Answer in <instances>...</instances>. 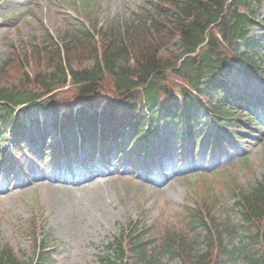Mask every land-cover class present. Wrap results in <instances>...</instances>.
Instances as JSON below:
<instances>
[{
  "label": "rangeland",
  "instance_id": "1",
  "mask_svg": "<svg viewBox=\"0 0 264 264\" xmlns=\"http://www.w3.org/2000/svg\"><path fill=\"white\" fill-rule=\"evenodd\" d=\"M78 1L83 0H0V63L7 57L12 44L20 50L35 51L44 41L58 42L64 31L76 30L82 22L86 25L96 22L97 26L106 27L113 21H125L136 11L152 7L156 0H84L94 3V10L88 4L84 13L78 10ZM85 58H72L70 62L80 69ZM260 68L264 70V62L260 63ZM238 80L233 87L234 94L243 89L244 81ZM106 85L111 86V82ZM233 115L237 121L234 126L227 127L236 138L226 144L223 139L214 144L210 155L207 134L211 124L206 121V114L195 112L198 142L195 144L193 138H184L180 148L177 134L167 135V147L161 148L162 154L160 150L155 153L152 174L148 173L149 158L148 162L140 163L148 166L143 172L138 165L127 167L123 159L119 161L120 157L106 167L107 173L95 175L88 182L36 180L32 177L37 173H28L25 175L28 182L20 180L13 185L15 181L12 180L11 185H7L5 174H0V246L7 243L21 260L32 259L33 237L24 227L34 220L41 225L38 238L47 236L48 245L56 244L53 264H99V257L106 254V244L125 224L141 220L160 227L171 222L177 225L182 205L202 195L203 185H210L211 193L217 195L215 212H228L237 199L231 179L239 189L264 179V121L256 117L259 120L256 124L254 119L244 118L240 113ZM159 126L165 135L173 130L170 123ZM3 145L2 139L0 146ZM8 145L10 153L16 154L17 164L28 167L27 158L33 152L24 144V148L18 144ZM162 158H169L170 162H162ZM246 159L251 170L244 166ZM34 163L39 171L49 167L42 159ZM226 166H229L226 173L215 171ZM202 179L206 182L202 183ZM157 180L164 181L157 184ZM224 185L230 186L229 194ZM233 214L238 217L237 212Z\"/></svg>",
  "mask_w": 264,
  "mask_h": 264
},
{
  "label": "trees",
  "instance_id": "2",
  "mask_svg": "<svg viewBox=\"0 0 264 264\" xmlns=\"http://www.w3.org/2000/svg\"><path fill=\"white\" fill-rule=\"evenodd\" d=\"M249 1L161 0L140 17L126 23L122 27L123 32L102 31L99 55L94 46L78 48L76 43H65L64 61L73 85L69 90H62L60 95H49L46 101L54 109L60 100L65 101V106L73 103L103 104L100 115L105 131L116 117L119 118L118 127L121 122H129L134 129L141 130L149 121L156 122L162 113L181 116L186 107L194 103L193 95L190 101L184 96L198 90L201 83L214 85L210 78L214 70L230 54L237 55V44L231 38L243 30L241 25H245L251 10ZM250 14L254 17V11ZM85 37L92 40L93 35L85 33ZM175 37L179 45L177 50H171L169 45ZM199 45L194 56L179 61L182 54L195 51ZM50 52L46 65L53 68L51 80L42 79L36 88L39 71L36 61L34 80L27 76L20 59L6 69L5 81L16 83L11 84V90H0V99L7 101V105L0 106L1 123L6 121L5 113L11 109L9 106L38 101L55 89L57 85L54 83L59 79L61 85L66 82L67 72L61 56L56 48ZM39 57L42 56L37 54ZM89 57L92 58L90 66L77 70L71 67L72 58ZM26 59V66H31ZM18 73L26 75L25 79L31 85L17 83L20 82ZM176 79L182 82L177 84L180 95L184 97L182 104L174 97L171 87ZM107 82H111V86H107ZM84 114L83 108L78 110V115L91 119L89 114ZM103 116L112 117V121L105 122ZM241 197L242 219L249 229L245 236L238 234L243 224L217 221L207 209V201L203 207L207 209V220L197 208H187L184 213L186 226L189 232L194 231L193 235L183 229L157 228L156 224L140 228L131 224L125 238L120 236L109 244L118 255L119 262L105 257L101 264H122L123 258L127 259V264H164L175 258L181 259L183 264H264V183ZM202 231H205L204 235ZM226 237L238 239L230 246L224 243ZM46 262L47 256L40 252L34 264ZM0 264L30 263L20 262L5 246L0 250Z\"/></svg>",
  "mask_w": 264,
  "mask_h": 264
},
{
  "label": "bare ground",
  "instance_id": "3",
  "mask_svg": "<svg viewBox=\"0 0 264 264\" xmlns=\"http://www.w3.org/2000/svg\"><path fill=\"white\" fill-rule=\"evenodd\" d=\"M84 185H86V184H84Z\"/></svg>",
  "mask_w": 264,
  "mask_h": 264
}]
</instances>
